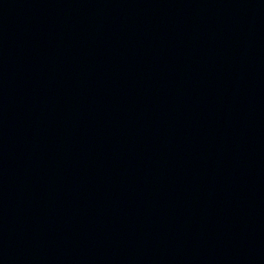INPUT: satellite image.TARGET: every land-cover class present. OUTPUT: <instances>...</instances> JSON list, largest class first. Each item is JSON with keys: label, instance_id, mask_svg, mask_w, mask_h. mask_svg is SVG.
Masks as SVG:
<instances>
[{"label": "water", "instance_id": "95a60500", "mask_svg": "<svg viewBox=\"0 0 264 264\" xmlns=\"http://www.w3.org/2000/svg\"><path fill=\"white\" fill-rule=\"evenodd\" d=\"M264 92V0H142Z\"/></svg>", "mask_w": 264, "mask_h": 264}]
</instances>
